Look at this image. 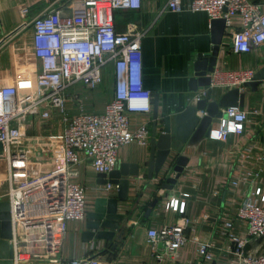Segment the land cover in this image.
I'll return each instance as SVG.
<instances>
[{
  "label": "built area",
  "instance_id": "obj_1",
  "mask_svg": "<svg viewBox=\"0 0 264 264\" xmlns=\"http://www.w3.org/2000/svg\"><path fill=\"white\" fill-rule=\"evenodd\" d=\"M141 5L142 0H54L25 21L24 25L34 29L35 53L41 60L37 93L29 98L18 85L0 84V200L10 201L13 264H108L97 255L65 260L62 248L69 222L84 220L88 213L87 187L80 180V165L89 161L97 173H109L118 166L124 145L150 144L151 129L147 124L134 127L132 119V113L153 108L154 94L143 77L142 42L148 28L134 22L126 31L116 27L117 10ZM166 9L206 11L212 20L225 18L227 26L239 16L240 28L229 31L233 50L248 52L264 46L262 1L189 0L186 4L184 0H168ZM21 12L27 16L29 5L23 3ZM108 65L114 68L113 96L102 111L87 110L82 95L71 89L76 84L98 88ZM254 75L253 69L215 68L210 85L195 92L194 100L207 97L215 86L243 87ZM57 112L62 124L60 160L45 162L36 151L32 165L28 155L32 146L25 143L32 136L26 135V125L34 119H50ZM225 113L210 137L227 140L231 133L244 131L248 116L245 109L229 106ZM236 169L229 183L248 190L240 197L235 213L224 222L228 250L236 255L233 264H264V248H248L251 240L264 238V184L259 181L264 171V149L242 156ZM113 188L118 185H103L109 193ZM178 203L179 198L173 197L169 207L177 209ZM236 221L247 223L246 236L235 231ZM191 225V219L183 216L176 222L149 228L148 240L155 256H175L189 241L187 230ZM198 255L204 261L213 259L211 243L198 240Z\"/></svg>",
  "mask_w": 264,
  "mask_h": 264
},
{
  "label": "crops",
  "instance_id": "obj_2",
  "mask_svg": "<svg viewBox=\"0 0 264 264\" xmlns=\"http://www.w3.org/2000/svg\"><path fill=\"white\" fill-rule=\"evenodd\" d=\"M53 1L0 0V84L18 85L29 98H34L37 93L36 76L41 69V60L35 53L34 29L24 24ZM167 1L142 0L140 8H121L116 11V27L119 31H126L131 22L148 28L142 42L143 77L145 86L153 91L154 99L156 94L159 95L161 117L174 115L196 102L195 92L189 90V79L194 74L198 54L208 53L213 47L212 19L209 14L190 9L171 11L166 9ZM184 2L188 4L189 0ZM23 3L30 8L27 16L21 12ZM241 24L240 17L236 16L232 26H227L216 69H253L256 72L264 67V46L253 47L248 52L233 50L229 31L239 29ZM113 83L114 68L108 65L105 68V80L98 88L76 84L71 90L82 95L87 110L102 111L113 96ZM104 88L109 90L107 96ZM232 88L215 86L206 98L209 101L220 100ZM239 88L246 94L244 105H239L248 112L244 131L231 133L227 140L207 136L197 142L184 144L180 153L187 155L189 161L173 189L164 188L165 178L150 180L146 175L150 144L143 146L133 142L124 145L119 152L118 165L122 162L141 164V176L131 177L130 199L119 202V211L126 215L122 221L125 233L122 235L117 232L111 240L85 241L82 235L87 217L70 221L62 248L64 259L97 255L108 264H233L236 255L228 250L229 240L224 233V222L228 215L235 213L240 197L248 188L233 187L229 181L237 173L236 167L242 156L264 149V84L256 91L244 85ZM71 104L75 111L73 100ZM153 112L154 100L150 112L132 113L133 126L147 124L152 131ZM59 116L57 112L50 119H34L27 123L26 135L32 137L25 143L32 146L28 149L32 165L36 151H39V157L45 162L60 160L62 124ZM218 126L219 122H216L212 128ZM80 168V180L87 187L88 211H91L96 199L108 192L98 183V173L89 161L83 162ZM261 174L259 181L264 184V171ZM116 193L117 188L110 192ZM173 197L179 198L177 209L169 207ZM154 201H157L155 205ZM183 216H188L192 221L187 230L189 241L175 256L157 258L148 240V229L176 222ZM234 229L242 236L247 235L245 221H236ZM198 240L211 243L213 259L204 261L199 258ZM114 243L116 247H113ZM248 248H264V238L251 240Z\"/></svg>",
  "mask_w": 264,
  "mask_h": 264
},
{
  "label": "water",
  "instance_id": "obj_3",
  "mask_svg": "<svg viewBox=\"0 0 264 264\" xmlns=\"http://www.w3.org/2000/svg\"><path fill=\"white\" fill-rule=\"evenodd\" d=\"M227 21L223 17L212 20L213 47L208 53L198 54L194 64V74L189 79V90L197 92L200 88H207L211 83V73L215 70ZM14 33V31H13ZM11 33V34H13ZM264 84V67L255 72L253 78L244 83L253 91ZM245 92L239 87L229 90L220 100L209 101L206 97L191 103L174 115L160 116L159 95H155L153 126L150 139V153L147 161L146 175L150 180L165 178L164 188L173 189L177 180L188 164L189 157L181 154L180 150L188 142H197L210 136L213 124L220 122L225 116V109L229 106H241L245 102ZM203 111L204 113H200ZM161 123V126L159 125ZM160 126V127H159ZM1 149L3 146L1 145ZM98 183L118 185L116 195L99 196L94 209L88 211L86 229L83 240L113 239L117 232L122 235L125 228L122 221L126 215L119 211V202L130 199L131 177L141 176V164L120 163L109 173H98ZM157 201H154L155 205ZM13 237L10 201L0 200V264L14 263V249L10 242ZM117 245L114 243L113 247ZM164 247L163 243H159Z\"/></svg>",
  "mask_w": 264,
  "mask_h": 264
},
{
  "label": "rangeland",
  "instance_id": "obj_4",
  "mask_svg": "<svg viewBox=\"0 0 264 264\" xmlns=\"http://www.w3.org/2000/svg\"><path fill=\"white\" fill-rule=\"evenodd\" d=\"M110 91H111V87H109L108 88ZM109 90H107L106 88H104V91H105V96H107V92H109ZM113 92V91H112ZM107 98V97H106ZM19 151L21 150V148L19 147V148H17ZM4 189L6 188V185H4V187H3Z\"/></svg>",
  "mask_w": 264,
  "mask_h": 264
},
{
  "label": "bare ground",
  "instance_id": "obj_5",
  "mask_svg": "<svg viewBox=\"0 0 264 264\" xmlns=\"http://www.w3.org/2000/svg\"><path fill=\"white\" fill-rule=\"evenodd\" d=\"M2 174V173H1ZM1 177H4L3 174L1 175Z\"/></svg>",
  "mask_w": 264,
  "mask_h": 264
}]
</instances>
